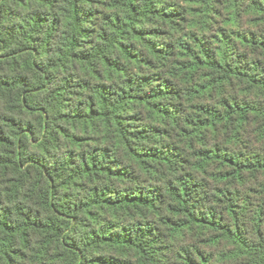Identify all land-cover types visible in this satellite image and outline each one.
Wrapping results in <instances>:
<instances>
[{
  "label": "trees",
  "instance_id": "trees-1",
  "mask_svg": "<svg viewBox=\"0 0 264 264\" xmlns=\"http://www.w3.org/2000/svg\"><path fill=\"white\" fill-rule=\"evenodd\" d=\"M0 264H264V0H0Z\"/></svg>",
  "mask_w": 264,
  "mask_h": 264
}]
</instances>
